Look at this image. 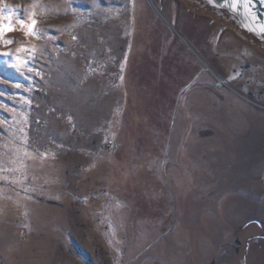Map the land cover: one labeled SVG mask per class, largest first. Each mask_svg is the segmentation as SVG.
<instances>
[{
    "label": "rangeland",
    "instance_id": "374dc122",
    "mask_svg": "<svg viewBox=\"0 0 264 264\" xmlns=\"http://www.w3.org/2000/svg\"><path fill=\"white\" fill-rule=\"evenodd\" d=\"M183 5L213 13L196 0H0V264L264 263L248 257L264 252L261 185L230 208L213 126L199 129L213 114L163 96L160 57L184 45L165 13ZM262 99L244 100L264 114Z\"/></svg>",
    "mask_w": 264,
    "mask_h": 264
},
{
    "label": "crops",
    "instance_id": "0c3cea01",
    "mask_svg": "<svg viewBox=\"0 0 264 264\" xmlns=\"http://www.w3.org/2000/svg\"><path fill=\"white\" fill-rule=\"evenodd\" d=\"M177 9L176 14L175 10L172 15L166 12L165 18L168 23L177 26V29L174 28L177 33L173 43L180 47L184 45L181 49L174 45L175 50H169V57H160L163 61L159 65L163 68L160 70L162 77L158 79L173 87L172 92L164 97L184 98L183 109L188 108L186 112L213 114V124L199 123V129L209 130L213 126L214 175L230 179L220 186H230V208L233 209L238 206L239 198L248 200V197H255L253 193H258L254 189L256 183L261 185L259 193H264V182L255 181L256 177L264 179V114L244 100L256 95L264 98V52L255 42L248 40L231 25H225L211 12L185 5ZM178 52L182 54V59L176 58ZM255 54L258 58H255ZM177 64L181 67L176 68ZM256 82L259 88H256ZM178 90L180 94L176 93ZM203 136L208 140L207 133H203ZM206 140L200 139V143H206ZM200 154L204 156L199 159L205 161L212 156L206 150H200ZM258 164L262 165V170L256 173ZM243 179H248L246 184ZM242 195H246V198ZM252 223L246 222L244 225L251 226ZM245 237L248 240L254 235L245 234ZM254 246L264 249V241H258ZM251 250L248 257L256 260L264 258V252L256 255ZM238 252L236 250L233 257L227 255V259L234 258Z\"/></svg>",
    "mask_w": 264,
    "mask_h": 264
},
{
    "label": "water",
    "instance_id": "95a60500",
    "mask_svg": "<svg viewBox=\"0 0 264 264\" xmlns=\"http://www.w3.org/2000/svg\"><path fill=\"white\" fill-rule=\"evenodd\" d=\"M196 1L216 15L223 17L250 40L264 45V32L260 31V28L264 26V0Z\"/></svg>",
    "mask_w": 264,
    "mask_h": 264
},
{
    "label": "snow or ice",
    "instance_id": "6c2138e0",
    "mask_svg": "<svg viewBox=\"0 0 264 264\" xmlns=\"http://www.w3.org/2000/svg\"><path fill=\"white\" fill-rule=\"evenodd\" d=\"M245 6H247V5H245ZM233 7H235V5H233ZM21 23L23 24V22L21 21ZM34 23V22H33ZM260 31L261 32H264V26H262L261 28H260Z\"/></svg>",
    "mask_w": 264,
    "mask_h": 264
}]
</instances>
